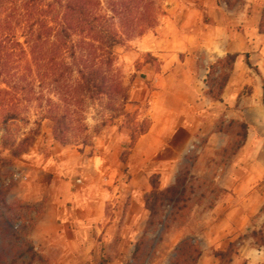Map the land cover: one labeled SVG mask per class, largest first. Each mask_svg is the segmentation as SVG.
I'll list each match as a JSON object with an SVG mask.
<instances>
[{
    "label": "rangeland",
    "instance_id": "374dc122",
    "mask_svg": "<svg viewBox=\"0 0 264 264\" xmlns=\"http://www.w3.org/2000/svg\"><path fill=\"white\" fill-rule=\"evenodd\" d=\"M53 1H0V171L15 167L17 158L34 145L83 151L110 128L131 137L126 148L132 147L151 124L148 98L133 100L131 96L143 86L154 87L145 70L147 64L158 73L190 75L189 81L183 82L197 92V132L187 156L190 168L186 192L174 214L167 212L168 225L146 232L150 217L146 198L154 188L144 196L149 217L141 239L135 245L125 244L127 250L136 249L144 241L134 262L113 254L120 242H108L101 235L82 240L79 254L76 249L73 252L72 243L62 249L60 241L55 255L35 249L45 259L41 264H175L178 247L185 241L189 264L195 248L201 250L197 264H264V6L246 12L244 0L230 7L218 0H153L157 5L151 6L154 23L146 25L143 34L127 37L114 48L113 63L107 72L112 89L92 96L86 91L67 92L66 86L74 90L79 77L76 72L62 74V64L71 66L73 62L70 46L57 41L49 29H55L50 22L55 6L49 5ZM99 1L101 11L110 14V0ZM145 39L161 46L145 52L141 50ZM157 54L169 55V59H175L174 64L163 68L165 62ZM228 55H236L235 61L225 62ZM246 55L252 67L246 63ZM67 109V129L57 134L51 117ZM9 113L17 116L5 124ZM5 149L9 150L6 156ZM183 167L181 163L175 181ZM242 171L256 177L250 194L254 207L244 223L235 218L226 234L208 238L215 231L214 223H205L203 217L229 194L228 174L237 176ZM17 173L14 171L15 176ZM153 181L159 191L173 185L161 189L159 175L150 177L152 187ZM17 212L21 215L20 206ZM107 215H112L111 209ZM21 225L16 230L29 240L30 228ZM189 242L196 246L191 247ZM233 243L237 255L221 261L216 254L227 251Z\"/></svg>",
    "mask_w": 264,
    "mask_h": 264
},
{
    "label": "crops",
    "instance_id": "0c3cea01",
    "mask_svg": "<svg viewBox=\"0 0 264 264\" xmlns=\"http://www.w3.org/2000/svg\"><path fill=\"white\" fill-rule=\"evenodd\" d=\"M244 1L246 12L256 9L257 5L261 9L264 6V0ZM159 46L147 39L141 41V50L145 52L155 51ZM157 56L165 62L163 68L175 62L169 55ZM145 70L154 87L143 86L131 96L133 100L148 98L151 124L132 147L126 148L132 142L131 137L110 128L83 151L34 145L17 158L15 167L0 171V200L10 206H20V222L30 228L29 240L40 253L55 255L60 241L62 249L72 243L73 252L76 249L79 254L82 240L103 235L108 242H120L113 254L132 262L130 257L135 249L127 250L125 244L135 245L147 223L149 212L144 196L153 189L149 179L159 175L161 189L173 184L179 165L196 142L197 132L194 121L197 92L185 87L183 82L190 75L158 73L151 64ZM0 150L3 149L0 147ZM127 150L129 153L125 155ZM4 151L5 156L9 154V150ZM14 171H19L22 179H14ZM227 179L229 194L203 217L205 223L211 220L214 223L215 231L208 238L212 234L215 239L226 234L235 218L244 223L254 207L250 194L255 187V175L242 171L236 176L231 172ZM109 209L111 216L107 215ZM105 253L109 254V250Z\"/></svg>",
    "mask_w": 264,
    "mask_h": 264
},
{
    "label": "trees",
    "instance_id": "16d2710c",
    "mask_svg": "<svg viewBox=\"0 0 264 264\" xmlns=\"http://www.w3.org/2000/svg\"><path fill=\"white\" fill-rule=\"evenodd\" d=\"M3 2H14L16 0H0ZM240 0H218L219 4L224 2L227 7ZM157 6L153 0H110V14L104 13L100 9L99 0H54L49 7L55 6L54 13L50 18L57 41L68 44L72 60V65L62 64V74L67 72H76L79 82L76 88L69 86L67 92L72 89L86 91L92 96H101L112 89L109 84L108 68L113 63L114 48L120 45L125 38L141 35L145 26L154 23L155 14L151 13V6ZM264 16V14H263ZM1 19V11H0ZM1 27V21H0ZM0 33V41L2 39ZM41 40L40 35L37 36ZM236 55H228L225 62H234ZM246 63L252 67L249 56L246 55ZM257 70V68L255 67ZM263 91H264V76ZM70 115L68 109L55 114L51 118L55 122L57 134L67 129V118ZM15 113H9L4 118V123L16 118ZM56 132V131H55ZM190 160L186 157L183 163V171H179L176 181L169 188L159 191L157 183L153 181L154 191L146 198V207L150 212L147 223V231L158 225H168L170 215L177 209L179 201L186 192V179L189 176ZM0 264H35L44 263V257L35 251L34 244L26 240L17 230L16 226L21 223L20 214L15 206H10L0 200ZM27 225H21L22 228ZM28 227V226H27ZM141 239V238H140ZM141 243L137 245L132 262L140 253ZM188 242H182L174 257L175 264H189L186 259V245ZM191 247L195 244L190 243ZM236 250V252H235ZM195 257L191 264H197L201 256L200 248H195ZM217 257L221 261L226 257L232 258L237 255L236 244H230L227 251L218 252ZM183 259V260H182ZM182 261V262H181Z\"/></svg>",
    "mask_w": 264,
    "mask_h": 264
},
{
    "label": "built area",
    "instance_id": "2783aa9c",
    "mask_svg": "<svg viewBox=\"0 0 264 264\" xmlns=\"http://www.w3.org/2000/svg\"><path fill=\"white\" fill-rule=\"evenodd\" d=\"M22 174H20V173H17V175L15 176V178L17 179V180H20V179H22Z\"/></svg>",
    "mask_w": 264,
    "mask_h": 264
}]
</instances>
